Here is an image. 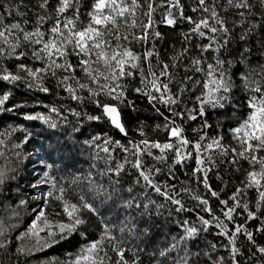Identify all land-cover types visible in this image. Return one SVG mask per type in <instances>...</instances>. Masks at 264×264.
I'll return each instance as SVG.
<instances>
[{
    "label": "snow or ice",
    "instance_id": "obj_1",
    "mask_svg": "<svg viewBox=\"0 0 264 264\" xmlns=\"http://www.w3.org/2000/svg\"><path fill=\"white\" fill-rule=\"evenodd\" d=\"M81 6L82 0H0V82L70 102L57 106L36 101L46 111L25 112L23 118L38 121L40 132L12 129L24 133L14 149L34 136L47 141L36 145L40 175L29 184L34 190L31 200L43 207L16 237L35 242L18 247L17 255L79 236L80 247L65 264H264V244L256 241V234L264 235V0H90L83 12ZM161 25L173 31L179 27L181 39L180 47L171 45L172 54L165 53L163 59L157 49L164 39ZM130 94L145 100L162 121L153 131L162 130L164 141L147 138L143 122L138 142L121 143L103 131L81 140L85 122H103L127 137L125 109L137 110ZM240 94L242 105L236 103ZM10 96V91L0 93V112L29 107L27 102L7 107ZM89 106L93 112L87 111ZM242 107L246 116L239 112ZM229 108L235 126L225 134L217 122L216 133L209 135V110L226 115ZM193 122L197 126H191ZM189 127L194 139L185 134ZM225 135L231 143H225ZM84 147L93 150L94 160L103 152L105 167L77 173L72 182L80 187L86 181V191L70 199L65 181L53 170L68 167L65 152ZM114 149L123 160L113 166ZM15 155L20 158L22 153ZM193 157L195 167L185 173L187 181L177 183L176 166L183 170ZM219 165L244 170V179L226 199L209 183L208 173ZM126 167L128 181L121 178ZM16 179V169L0 170V195L7 182ZM216 179L223 181L219 171ZM192 182L202 185L204 193L189 187ZM40 185L48 190L36 192ZM209 197L217 201L215 208ZM189 199L196 204L189 207ZM49 200L58 202L62 211L55 215L64 219L54 223L46 218ZM27 203V196L19 198L17 208ZM165 208L169 217L198 211L195 223L179 221V233L157 244L154 237ZM105 213H114L115 219ZM93 218L99 234L89 239ZM212 227L226 241L221 246L227 260L213 254L217 244L207 245L208 251L198 244L200 234ZM240 237L242 245L237 244ZM10 247L8 230L0 225V251Z\"/></svg>",
    "mask_w": 264,
    "mask_h": 264
},
{
    "label": "trees",
    "instance_id": "obj_2",
    "mask_svg": "<svg viewBox=\"0 0 264 264\" xmlns=\"http://www.w3.org/2000/svg\"><path fill=\"white\" fill-rule=\"evenodd\" d=\"M90 0H82L81 11H85ZM83 18V17H82ZM158 18V16H157ZM186 28L187 26L184 25ZM158 30L164 34V39L157 43V49L160 52L161 58H165V53L168 55L172 54L171 45L175 44L177 48L180 47L181 39L179 36V27L173 31L164 26H158ZM138 50H142V46H137ZM3 91H10L11 96L9 102H7V107H11L12 104H19L23 102H27L28 108H22L18 111L13 112H0V140L4 141V144L0 145V170H8L11 173L12 169L17 170V179L14 181L7 182L3 194L0 195V225L4 226L8 230V234L11 240V247L8 252L0 251V264H65L68 259L70 253H75L80 247L81 240L79 236H73L69 240L61 241L59 244H55L50 248H46L40 251H35L31 254L25 252L24 255H17V248L21 246H30L33 244L34 238H22L21 240H17L16 237L25 232L28 226L31 224V221L35 219V215L38 214V207H43L41 201H33L31 200V196L34 194V190L29 187V184L34 182L38 175H40V165L37 161V155L39 154V149L36 145L40 142L47 141L43 140V137L34 136L32 140L21 146L19 149H14L12 145L14 143H18L24 136V133L20 131L13 132V128L24 127L31 130L33 133L40 132L41 125L38 121H28L23 118V113L25 112H34L41 111L45 112L40 105L36 104V101H43L44 103H56L57 106L59 103H70L67 100L60 101L54 96H45L43 93H39L36 91H29L25 89L22 85L17 88H12L10 85H6L4 82H0V93ZM61 95H64L61 93ZM130 98L133 99L136 103L137 110L131 111L129 109H125L124 112V121L126 124V128L128 131V136L124 137L122 134L115 130L110 125L105 124L103 122H85L84 128V136L81 137V140L87 137L88 133H96V132H106L109 136H111L114 140H120L121 143H126L127 140L137 141L141 139L137 132V129L141 126V122H143L144 130L146 133V137L150 139H159L160 141H164L166 139L165 133L161 130L159 132L153 131V127L157 123H162V121L155 115V113L151 110V108L147 105L146 101L142 98L130 94ZM238 104H243V94L238 96L236 101ZM94 106H89L87 111L93 112ZM240 114L247 115L246 107H242L239 109ZM69 119H72L69 117ZM208 120L212 128L208 129L209 135H213L216 133V124L219 122L223 132L226 134L227 130L230 126H235V118L234 114L229 108L227 110V114L225 115L222 111H213L209 110L208 112ZM73 122H75L73 120ZM191 126H197L196 122H193ZM190 139H194V134L191 132L190 127L185 133ZM58 137H52L53 140H56ZM63 143V141H60ZM225 143H231V138L228 135H225ZM21 152L22 156L18 158L15 155V152ZM97 152L99 150H96ZM154 153L156 150H153ZM113 166L115 164V160H123V154L119 151V149L113 150ZM158 154V153H157ZM60 153H55L54 157L59 156ZM94 152L92 149L87 147L77 148L73 153L69 154L67 152L64 153L65 161L64 163L68 165V167L60 166V171H54L57 179H63L65 181V186L68 192V198L73 199L74 193L79 192L81 190L86 191V181H84L80 187H77L73 184V177L77 174H87L89 171L96 172L98 169H103L105 167V154L103 152H99V156L101 159L94 160L93 159ZM202 155L207 156V154L202 153ZM30 158V159H29ZM19 159V164H17V160ZM131 159V157H129ZM146 161L149 164L155 163L151 160V158L146 157ZM93 164L96 165L93 168ZM195 167L194 157L190 158L184 165L183 170L179 165L176 166L175 172L178 177L176 181H187L188 177L185 173H190L191 169ZM248 166L245 163L244 168L246 169ZM129 169L126 167L125 172L122 174V180L128 181L130 178L128 176ZM219 171L223 177V181H218L216 179V172ZM166 172V169H165ZM209 175V183L214 190H216L220 198L226 199L228 196L232 194L235 190V187L240 185V181L244 179V170L242 169L240 172H235L228 165H219L217 169H213V171L208 173ZM165 176H160L159 180H164ZM189 187L196 188L200 193H204V189L201 186H197L195 182H192L188 185ZM41 189L47 191L48 188L46 185H40V188L36 189V192H39ZM150 198L156 200L157 203H163V198L157 197L155 193H150ZM255 195V190H250L247 194V199L251 201L252 196ZM28 197V203L25 207L17 208V201L19 198ZM210 199V204L215 208L217 205V201L215 198ZM188 206L192 207L196 204V201L188 200ZM33 209H37V212H33ZM17 214L14 215L13 212ZM61 208L58 202L54 200H49V205L45 208L46 218L52 220L54 223L58 220L64 219L62 216H57L55 213L61 212ZM198 210H194L191 213L184 212L180 213L179 216L175 212L172 215L168 216V209L165 208L162 210V214L159 216V231L156 233L154 239L157 244L162 243L165 239L170 238L173 235H177L180 231L179 229V221L184 219L189 220L190 223H195V217L197 215ZM201 215H207L204 213H200ZM106 216L112 215L113 219H115L114 213H105ZM257 222H249V227H254ZM38 224L42 222L38 221ZM217 229L214 227L210 228L208 233H201L198 244L203 251H208L207 245L217 244V250L213 253L216 256L223 255L224 259H228L227 250L221 245L226 243L223 237H218L215 235ZM90 235L89 239H93L98 236L99 230L96 227V220L93 218L92 226L89 229ZM41 237H46V232H40ZM257 243L264 244V235L256 234ZM245 241L243 237L238 238L237 244L242 245ZM211 264V262H209Z\"/></svg>",
    "mask_w": 264,
    "mask_h": 264
}]
</instances>
